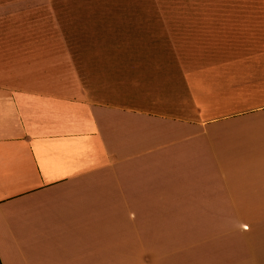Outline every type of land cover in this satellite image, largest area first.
Masks as SVG:
<instances>
[{
    "label": "crops",
    "instance_id": "1",
    "mask_svg": "<svg viewBox=\"0 0 264 264\" xmlns=\"http://www.w3.org/2000/svg\"><path fill=\"white\" fill-rule=\"evenodd\" d=\"M212 2L151 0L134 82L0 17V264H264V37Z\"/></svg>",
    "mask_w": 264,
    "mask_h": 264
},
{
    "label": "rangeland",
    "instance_id": "2",
    "mask_svg": "<svg viewBox=\"0 0 264 264\" xmlns=\"http://www.w3.org/2000/svg\"><path fill=\"white\" fill-rule=\"evenodd\" d=\"M202 1L213 4L212 1L215 0ZM251 1L239 0V3L249 5ZM253 2L254 7L240 8L238 22L207 24L208 29L213 30V34L215 30H229L239 34L245 32L249 34L246 37L256 43L257 39L264 37V7L262 0ZM150 4L151 0H0V17L12 15L16 21L20 18L29 19L32 38H41L34 46L47 50L55 47L54 43H60L57 46H66V43L71 47L79 45L81 56L74 57H79L85 64L104 65L106 70H111L114 75L121 73L124 80L134 82V70L141 69L138 65L142 62L151 63L150 58L137 60L135 52L136 47L152 46L151 38H147L145 34L142 37L139 33L141 23L137 21L142 15L151 14ZM195 4L197 6V3ZM191 9L198 12V6ZM203 9L204 11L201 8L207 14H215L216 10L214 6H206ZM230 14L236 16L233 9ZM17 26L18 24L15 27ZM55 31L65 32L69 35L68 39L55 35ZM89 32L97 34L87 35ZM100 41L105 42L104 47L97 44ZM157 41L154 39V46ZM100 48L105 49V54H100ZM61 57L57 54L31 55V61L65 62ZM63 57L69 60L71 55ZM14 58L17 59L16 56Z\"/></svg>",
    "mask_w": 264,
    "mask_h": 264
}]
</instances>
